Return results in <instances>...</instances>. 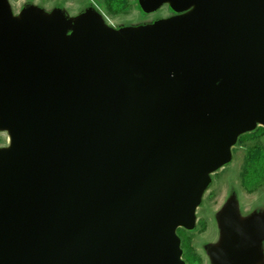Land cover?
Returning a JSON list of instances; mask_svg holds the SVG:
<instances>
[{
	"label": "water",
	"instance_id": "obj_1",
	"mask_svg": "<svg viewBox=\"0 0 264 264\" xmlns=\"http://www.w3.org/2000/svg\"><path fill=\"white\" fill-rule=\"evenodd\" d=\"M139 4L179 15L116 29L0 0V264H185L177 229L264 127V0ZM217 221L213 264H264V213L230 198Z\"/></svg>",
	"mask_w": 264,
	"mask_h": 264
},
{
	"label": "rangeland",
	"instance_id": "obj_2",
	"mask_svg": "<svg viewBox=\"0 0 264 264\" xmlns=\"http://www.w3.org/2000/svg\"><path fill=\"white\" fill-rule=\"evenodd\" d=\"M8 2L15 17L21 14L27 4L38 6L45 12H49L54 8V3L62 2L63 7L60 9L69 17H76L86 9H91L101 14L107 27L116 29L146 27L179 15L167 4H162L153 12L147 13L140 8L139 0H131L128 11L115 17L105 16L102 12V0H32L31 2L28 0H8ZM71 32L73 31L71 30ZM133 78L136 81L144 80L143 75L138 72L133 73ZM260 142L264 144V137L260 139ZM251 144L252 142H248L238 146L237 139L231 147L230 161L209 174L210 182L204 189L200 203L195 209V226L192 230H185V235L190 237L191 244L199 254L202 264H213L209 251L218 245L221 238L217 214L222 212L230 198H233L237 214L242 221L246 220L247 217L264 213V188L248 193L241 185L240 173L245 148ZM9 145L8 132L0 130V149L7 148ZM201 222L205 223L203 230L200 228ZM261 247L264 251V242H262Z\"/></svg>",
	"mask_w": 264,
	"mask_h": 264
},
{
	"label": "trees",
	"instance_id": "obj_3",
	"mask_svg": "<svg viewBox=\"0 0 264 264\" xmlns=\"http://www.w3.org/2000/svg\"><path fill=\"white\" fill-rule=\"evenodd\" d=\"M31 2L32 0H28ZM131 0H102V12L105 16L115 17L125 14L130 6ZM63 7L62 2L54 3V8ZM264 137V128L257 127L250 133L243 134L238 138V146L252 142L246 146L241 169V185L243 189L252 193L264 188V144L260 139ZM244 138V139H243ZM201 230L205 228V223L201 222ZM184 229L177 231L181 240V249L183 251L182 259L185 264H202L199 254L191 244L190 237L185 235Z\"/></svg>",
	"mask_w": 264,
	"mask_h": 264
},
{
	"label": "flooded vegetation",
	"instance_id": "obj_4",
	"mask_svg": "<svg viewBox=\"0 0 264 264\" xmlns=\"http://www.w3.org/2000/svg\"><path fill=\"white\" fill-rule=\"evenodd\" d=\"M180 229H182V228H180ZM177 231H178V229H177ZM177 231H176V233H177ZM177 235H178V233H177ZM179 236V235H178ZM180 238V237H179ZM181 241V240H180Z\"/></svg>",
	"mask_w": 264,
	"mask_h": 264
}]
</instances>
